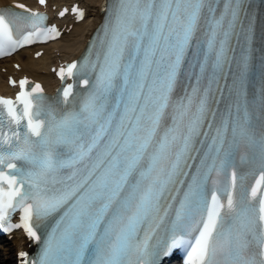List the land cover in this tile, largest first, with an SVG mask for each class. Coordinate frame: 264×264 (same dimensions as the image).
<instances>
[{
    "label": "snow or ice",
    "instance_id": "1",
    "mask_svg": "<svg viewBox=\"0 0 264 264\" xmlns=\"http://www.w3.org/2000/svg\"><path fill=\"white\" fill-rule=\"evenodd\" d=\"M106 13L85 55L53 69L82 93L46 103L25 77L0 97V236L40 245L18 264H169L189 233L183 264H264V63L257 89L246 0ZM47 19L0 8V57L59 37Z\"/></svg>",
    "mask_w": 264,
    "mask_h": 264
},
{
    "label": "bare ground",
    "instance_id": "2",
    "mask_svg": "<svg viewBox=\"0 0 264 264\" xmlns=\"http://www.w3.org/2000/svg\"><path fill=\"white\" fill-rule=\"evenodd\" d=\"M12 0H0V4ZM68 0H49V7ZM85 8L87 17L85 21L72 25L71 29L54 44L42 47L43 54L34 59L33 55L38 49L23 50L10 59L0 62V91L5 88V81L11 75H26L33 81L41 80L45 84H53V76L48 72V67L58 60L73 59L77 56L85 44L87 34L100 21L101 16L97 12L104 0H77ZM69 26V24H68ZM19 65V68L17 67ZM1 69H5L2 73ZM0 251V264H14L15 255L21 246V238L14 237L10 242H5Z\"/></svg>",
    "mask_w": 264,
    "mask_h": 264
}]
</instances>
